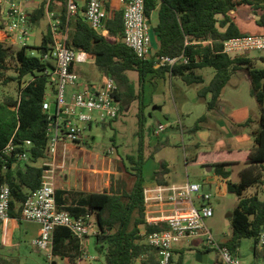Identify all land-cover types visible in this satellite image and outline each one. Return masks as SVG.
Listing matches in <instances>:
<instances>
[{"label": "trees", "instance_id": "16d2710c", "mask_svg": "<svg viewBox=\"0 0 264 264\" xmlns=\"http://www.w3.org/2000/svg\"><path fill=\"white\" fill-rule=\"evenodd\" d=\"M61 9L54 10L56 4L52 0L48 9L54 18L60 21L59 28L66 25L68 0H59ZM48 0L30 14L33 26L40 25L46 18ZM242 6L253 8L258 16L257 24L264 26V0H146V16L149 19L156 13L154 31L160 41L156 54L158 57H184L174 66L160 65L152 57L141 60L123 42L124 15L113 0L108 3L107 34L102 35L93 30L80 13L70 23L67 47L75 51H85L94 56V65L102 76L111 77L117 85V98L121 104V112L134 100L140 104V140L135 155L127 157L122 172L124 179L114 182L110 191L81 192L56 190L57 204L61 209L69 211L74 217L91 214L95 217L98 234L95 236V250L102 255L106 264H136L142 257L141 264H158L159 251L146 242L143 233L158 231L164 225H149L145 219L144 166L146 162L144 145V99L145 83L151 74L155 78L166 76L181 78L186 84L204 83L202 76L196 71L212 68L215 75L210 84L204 88L201 97L212 94L208 109H213L222 95V91L231 76L244 69L251 80V94L260 106L259 129L254 134V146L249 150L245 161L246 167L240 173V181L233 182L232 172L226 170L228 163L214 164L217 175L227 181L229 193L239 197L237 208L230 219L232 237L224 245L238 252L243 239H254L257 242L264 228V199L259 195L244 196L250 187L264 183V69L255 68L251 60L243 56L230 57L222 52L223 43L229 38L241 37L237 25L228 16ZM0 6V27L2 22ZM222 16V19H219ZM151 25V23H150ZM53 37L48 33L43 37L42 45L27 46L13 51L0 43V79L11 69L17 81L19 95L17 98L7 97L0 103V187L8 185L11 189L10 216L21 220L24 202L31 192L42 185L45 166L41 164L48 159L49 129L53 122L51 113L44 109L49 90L54 92L55 85L51 80L55 71V63L46 58ZM264 60V57L262 58ZM74 68V65H72ZM129 72L139 75L138 86L130 79ZM203 121V118L199 120ZM248 120L244 125H249ZM199 130L196 125L193 129ZM13 142L16 153H27L28 159L20 161L14 154L3 153L5 147ZM26 141L31 145L27 146ZM168 166L161 162L155 172V180L159 185H167L165 176ZM254 254L260 253L254 247ZM0 243V264H15L2 254ZM212 250L206 249V253ZM53 258L75 260L81 256L82 244L70 229L58 227L54 232ZM178 264H183V258ZM217 264H224L218 259Z\"/></svg>", "mask_w": 264, "mask_h": 264}, {"label": "built area", "instance_id": "2783aa9c", "mask_svg": "<svg viewBox=\"0 0 264 264\" xmlns=\"http://www.w3.org/2000/svg\"><path fill=\"white\" fill-rule=\"evenodd\" d=\"M124 15L123 42L133 50L141 60L155 57L160 65L174 66L182 57H158L152 54L150 22L146 16V0H117ZM28 0H0L2 7V22L0 27V43L7 47L32 46L33 24L27 11ZM52 0L47 2L46 17L53 37L46 58L55 63V71L51 80L54 82V101L47 99L44 109L53 116L52 125L48 131L50 141L48 161L44 163L45 171L42 185L33 191L24 202L21 220L34 221L41 225L38 238L33 246L53 259L54 232L58 227H66L82 244V258L92 259L85 245L89 236L98 234L96 220L91 214L74 217L69 211L61 209L56 200L57 190V155L59 144L67 149L68 145H78L81 137L93 121L106 123L115 120L121 112V104L117 98V85L111 77L103 76L97 84L83 85L72 65L88 64L94 61V56L85 51H75L67 47L70 23L82 13L86 22L96 32L107 34L108 3L110 0H68L66 25L59 28L60 21L54 18V13L48 9ZM222 52L230 57L241 56L250 52H264V34L243 35L229 38L223 43ZM77 87L67 100V86ZM56 105V112L51 110ZM168 124H158L154 134L159 136L167 129ZM30 146L31 142L26 141ZM16 145L11 141L3 150L6 155L14 154L18 160L28 159L27 153H16ZM66 150L64 158H66ZM112 153V152H111ZM145 219L149 225H164L158 231L143 233L146 242L158 249V264H173V252L176 246L197 240L203 248L217 252L224 264H241L239 253L230 247L219 244L207 225V220L214 215L210 192L203 191V185L187 182L181 186L144 187ZM11 189L8 185L0 187V225L11 218ZM158 208L159 215L153 216L152 210ZM256 250L264 254V228L261 230ZM142 257L137 259L141 262Z\"/></svg>", "mask_w": 264, "mask_h": 264}, {"label": "crops", "instance_id": "0c3cea01", "mask_svg": "<svg viewBox=\"0 0 264 264\" xmlns=\"http://www.w3.org/2000/svg\"><path fill=\"white\" fill-rule=\"evenodd\" d=\"M41 2L42 1H28L26 4L28 13H32L33 10L36 9ZM79 3L82 5V0H79ZM54 4L59 7L61 3L59 0H55ZM113 4L116 5L119 9L121 8L117 0H113ZM237 12L241 13L239 11H231L228 13V16L237 25L239 30L241 26L240 24H246V22L253 20L256 23L257 28L254 29L251 33H264V26H260L257 24V16L255 13L254 15H250L249 17H245L237 15ZM156 17L157 16L155 13L150 18V34L153 55L157 54L160 47V39L157 33L154 31ZM222 18V16H219V19ZM243 57L250 59L252 64H254L255 61H260L261 65L264 66V60L262 59L264 55H245ZM254 57H258V59L255 60ZM78 65L83 66L77 67ZM92 66H95L94 61L88 64L74 65L73 69L78 74L79 78L85 77L87 82H89V84H85L80 79L81 84H93L92 80H94V75L92 71ZM202 71L203 69H199L196 71V74L198 76L203 77L204 83H198L199 85H196L194 87L195 92L191 91L190 103L187 104V107H184V118L181 117L180 114H178V121L180 124L179 127L182 133H188V136L191 139L190 146L194 147L197 151H200L195 154L196 156L193 157L192 161H189V158L186 157V166L188 167L190 164H194L206 168L208 165L213 166L214 164L228 163V165H226V170H230L232 172L230 179L233 182L238 183L240 181V173L246 167L245 161L248 157L249 150L254 146L253 138L255 132L259 129L261 110L259 108L257 117L253 119L249 115L250 110L246 109L245 107H242L240 110H238L234 108L236 107L234 105V107L229 108L226 106L225 101L223 100L227 87L232 83L233 79L236 76L241 74V72H244L246 74L245 77H247V80H250L248 71L243 69L231 76L229 82L223 89L222 95L218 100L216 106L213 109L209 110L207 104L212 100V94L208 93L205 97H201V94L204 91V88L207 87L212 81L215 75V71L208 72L206 76L201 74ZM102 77L103 76L100 74L98 80L101 81ZM172 78L173 77L170 76H166L165 78H155V75L151 74L147 77L145 83L144 109H147L149 106H154L153 111L158 112V116H156V114H151V117L153 118V120H155V122L152 123L151 128L149 130L150 137L144 136L146 156V162L144 166L145 188L155 187L159 185L155 180V172L160 168L161 162L167 164L169 170V173L165 176L167 185L163 186H181L187 182H190L189 180L187 182L177 183H170L168 181L167 178L170 174L169 164L167 163V161L164 160L158 161L155 157V154L159 152L163 146L159 141L157 144H155L154 141L151 139V137L159 138L160 135L156 136L154 134V131L158 124H163V121H161L163 118L159 117L160 105L155 104L154 102L157 101L160 103L162 97L166 93L165 91L167 87V82L168 80H171L172 83ZM234 87H237V85H234ZM69 98L67 95L68 101H70ZM235 102L239 105H243V101L238 97L236 98ZM51 110L53 112H56V105L53 104ZM201 118H203V121L199 122ZM248 120H251V123L245 126L244 124ZM188 121L189 124L187 123ZM196 125L199 126V130L195 132L193 129ZM91 129L92 124L88 128V130ZM85 133L81 137V142L78 145H68L67 149H65L62 143L59 144V150L57 155V164L59 166L57 170V189L69 192H104L110 191L113 182L115 189H117V180L113 181L112 177L110 176V171L99 167L100 163L102 164V161H106V157L105 155H103L105 154V152L100 153L97 151L95 153L92 148L86 149L84 146H82L84 140L89 139L88 137H86ZM151 147H154V151L151 149ZM206 147H209L210 149L206 151ZM65 150L67 151L66 158H64ZM68 153L69 155H67ZM107 153L112 156V159L121 161L123 165L125 162H127V157L130 156L128 154L121 155L115 145L106 150V154ZM47 161L48 159L44 162H41V164L44 165V163ZM214 170L215 169L213 166V170L211 171L212 175L207 176L204 180V183L207 185L206 187L208 188V190H211L213 187H216L223 193L228 192L227 181L229 179H224L223 177L217 175ZM234 173L237 175L236 180L232 179V175ZM120 175L122 179H124V173L122 172V174ZM152 211L153 213L151 214L153 216L159 215L158 208H155ZM93 218L95 219L94 216ZM40 231L41 225L34 221L18 220L16 218H9L8 220H6L2 225H0V243L3 248V256H6V258L13 260L15 264H39L37 262L38 255L47 257L44 252H41L33 246V241L39 237ZM91 237L92 236L86 238L85 245L87 246L92 259H83L81 252V256L75 260H71L70 258L60 259L62 260L63 264H95V262H97V264H106L105 259L102 255L98 254L97 252L95 254L92 253V250L90 249L92 248L91 245H93ZM195 250H198L197 254L203 253L207 255V261L204 264H207L210 261V253L212 251L210 253H206V249L202 247L200 242L194 240L191 242H184L175 247L173 252V264H178L175 259L176 256H179V259H181L184 258L187 251H192L195 253ZM55 259L59 258H53V264H57L55 262ZM218 259L219 256L217 255V259H215L214 264H217ZM136 264H141V262L136 261Z\"/></svg>", "mask_w": 264, "mask_h": 264}, {"label": "rangeland", "instance_id": "374dc122", "mask_svg": "<svg viewBox=\"0 0 264 264\" xmlns=\"http://www.w3.org/2000/svg\"><path fill=\"white\" fill-rule=\"evenodd\" d=\"M28 1L39 2L42 0ZM61 6V4L59 7L55 5L54 10L57 12L59 9H61ZM235 11L241 12H237V15L245 17H249L250 15H254L255 13L253 8L249 6L239 7ZM49 23L50 22L46 17L40 25L33 26V35L30 39V43L32 44V46L40 47L42 45L43 37L48 33ZM240 25V30L243 35H256L251 33L254 29L257 28V25L253 20L246 22V24ZM19 49L20 47L15 46L13 48V51ZM245 55H264V52H250L241 56ZM254 58L255 60L258 59V57ZM253 65L255 68L264 69V66L261 65L260 61H255ZM79 66L83 65H78L77 67ZM10 67L11 69L6 71L4 77L0 79V103H2L7 97L17 98L19 95V86L17 81H12L10 79L15 76V73L12 69L13 63H10ZM243 67V70H246L247 67ZM92 71L94 75V80H92V82L93 84H97V82H100V80H98L100 73L95 66H92ZM210 71L215 70L212 68H204L201 74L206 76V74ZM245 76L246 74L244 72H241V74L233 79L232 83L227 87L225 91L223 100L225 101L226 106L229 108L236 106L234 108L240 110L242 107H245L246 109L250 110V117L255 119L258 115L260 106L257 103L256 99L251 96V83L250 80H247V77ZM129 77L138 86V73L129 72ZM80 79L83 83L89 84L85 77ZM196 85L199 84L196 83L192 86L188 85L178 77L172 78V83L171 80H168L165 91L166 93L162 97V100L160 101V103L157 101L154 102L155 104L160 105L159 117L163 118L162 120L160 119L161 121H163V124H168L167 129L160 134L159 138L151 137V139L155 144H157L159 141L163 146L162 149L155 154V157L158 161L164 160L169 164L170 174L167 179L170 183L187 182L189 180L192 183L202 184L203 191L210 192L213 195L211 203L214 215L212 218L208 219L206 223L212 231L216 241L219 244H223L229 241L232 237L230 215L233 214V212L237 208L239 197L233 193H223L216 187L208 190V188L206 187L207 185L204 183V180L207 176L212 175V172L208 173L206 171V168L200 165L190 164L188 167L186 166V157L189 158V161H192L193 157L196 156L195 154L200 151H197L194 147L190 146L191 139L189 138L188 133L183 134L179 127L180 124L178 121V114H180L181 117L184 118V107H187V104L190 103V93L191 91L195 92L194 87ZM234 85H237V87H234ZM76 90L77 87L68 85L66 89L68 98L72 93L76 92ZM237 97L243 101V105H239L235 102ZM48 99L50 101H53L54 99V95L51 90H49ZM153 108L154 106H149L147 109L143 108V130L144 136L146 137H150L149 130L152 123L155 122V120H153V118L151 117V114H156V116H158V112L153 111ZM187 123L189 124V121ZM140 128V104L136 99L131 102V104H129L124 111L120 112L116 120L107 121L106 123L93 121L92 129L87 130L85 133L86 137H88L89 139H85L82 143V146H84L86 149L92 148L95 153L97 151L100 153L105 152V154L103 155H105L106 161H102V164L100 163L99 167L109 170L110 176L112 177L113 181L121 180L122 177L120 174H122L123 164L121 161L112 159L111 155H109L108 153L106 154V150L115 145L121 155H135L137 153L140 140ZM153 148L154 147H151V149L154 151ZM209 149V147L205 148L206 151H208ZM67 155H69V153ZM232 179H237V175L235 173L232 175ZM255 194L259 195L261 199H264V185L248 188L245 191L244 196ZM91 241L93 245H91L92 248L90 249L92 250V253L95 254V236L91 237ZM255 246L256 242L254 241V239L247 238L241 241L238 249L241 264H264V254H259V256L257 257L254 254L253 250ZM197 251L198 250H195V253L192 251H187L183 258L184 264H200L196 260ZM217 255V252L212 250V252L210 253V261L207 264H214L215 259H217ZM175 259L178 263L179 256H176ZM37 262L39 264H53L52 259H48L47 257L41 255H38ZM55 262L57 264H63L62 260L60 259H55ZM95 264H97V262H95Z\"/></svg>", "mask_w": 264, "mask_h": 264}, {"label": "water", "instance_id": "95a60500", "mask_svg": "<svg viewBox=\"0 0 264 264\" xmlns=\"http://www.w3.org/2000/svg\"><path fill=\"white\" fill-rule=\"evenodd\" d=\"M207 172H211L213 170V166L212 165H208L206 167ZM232 217V214L230 215V218ZM204 258V260H203ZM196 260L197 262L204 264L207 261V255L203 254V253H198L196 256Z\"/></svg>", "mask_w": 264, "mask_h": 264}]
</instances>
